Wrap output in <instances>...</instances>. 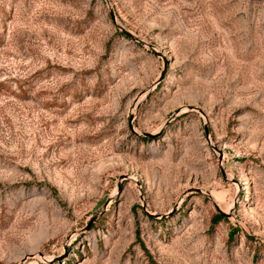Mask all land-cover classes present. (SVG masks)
<instances>
[{
    "label": "rangeland",
    "instance_id": "374dc122",
    "mask_svg": "<svg viewBox=\"0 0 264 264\" xmlns=\"http://www.w3.org/2000/svg\"><path fill=\"white\" fill-rule=\"evenodd\" d=\"M0 264H264V0H0Z\"/></svg>",
    "mask_w": 264,
    "mask_h": 264
},
{
    "label": "trees",
    "instance_id": "16d2710c",
    "mask_svg": "<svg viewBox=\"0 0 264 264\" xmlns=\"http://www.w3.org/2000/svg\"><path fill=\"white\" fill-rule=\"evenodd\" d=\"M224 215L222 214H217L214 218H213V222L214 223H219L220 221H222L224 219ZM233 236V235H232Z\"/></svg>",
    "mask_w": 264,
    "mask_h": 264
},
{
    "label": "water",
    "instance_id": "95a60500",
    "mask_svg": "<svg viewBox=\"0 0 264 264\" xmlns=\"http://www.w3.org/2000/svg\"><path fill=\"white\" fill-rule=\"evenodd\" d=\"M127 35H128V33L127 32H125ZM224 216H227L226 214H223Z\"/></svg>",
    "mask_w": 264,
    "mask_h": 264
}]
</instances>
